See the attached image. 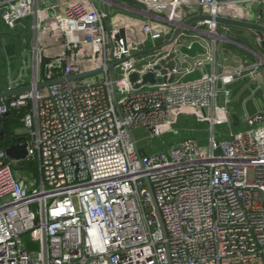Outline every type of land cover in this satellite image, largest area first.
<instances>
[{
  "label": "built area",
  "instance_id": "2783aa9c",
  "mask_svg": "<svg viewBox=\"0 0 264 264\" xmlns=\"http://www.w3.org/2000/svg\"><path fill=\"white\" fill-rule=\"evenodd\" d=\"M134 1L145 10L120 0H0V22L17 30L30 19L33 34L7 90L30 91L0 101V119L29 107L25 161L40 173L22 175V161L0 151V264H264V99H253V114L245 107L242 130H217L230 129L233 87L251 90L264 56L218 72L230 28L207 21L163 47L201 13L264 26V0ZM150 72L157 83L143 84ZM192 115L209 126L206 146L189 138L140 153L134 131L160 137Z\"/></svg>",
  "mask_w": 264,
  "mask_h": 264
},
{
  "label": "rangeland",
  "instance_id": "374dc122",
  "mask_svg": "<svg viewBox=\"0 0 264 264\" xmlns=\"http://www.w3.org/2000/svg\"><path fill=\"white\" fill-rule=\"evenodd\" d=\"M51 4H55L57 0H49ZM98 1V0H97ZM115 12V9H112ZM24 27H20L17 30L8 29L4 23L0 22V85H5L9 83L10 85V75L14 74L18 68L19 62V51H26L31 47L33 41V34L30 30V19H25L22 21ZM232 33V32H231ZM18 35L20 39L17 38ZM230 38L237 41L245 40L241 38H234L232 34H229ZM246 45L249 48L254 49V44L250 41L245 40ZM10 50V54L8 52ZM264 68L262 67L261 73L258 75V83L262 85H254V87L248 91L243 97H240L241 102H234L231 111V127L230 129L226 124H221L217 127L218 131H223L228 133L230 131H239L243 127V118L245 107L243 102L247 104V112L253 114L251 107V102L253 99H264V85L262 83V78H264ZM199 75H195L189 78V80L197 79ZM91 81H97V78ZM257 91L255 96H253L252 91ZM237 93V92H236ZM239 93V92H238ZM247 100V101H246ZM244 102V103H245ZM14 133L18 135L28 134L27 129L23 126L17 127ZM134 138L137 141L139 151L142 155H154L167 152L172 146L177 145L183 140L192 138L199 140L202 145H207V139L209 137V126L206 122L199 120L194 115L183 116L179 123L169 132L165 133L160 137H153L148 131L144 129L136 130L133 132ZM224 139L226 136L223 137ZM27 161H22L18 164V169L22 175H30L35 173L31 167L26 166ZM252 179V175L250 176Z\"/></svg>",
  "mask_w": 264,
  "mask_h": 264
},
{
  "label": "water",
  "instance_id": "95a60500",
  "mask_svg": "<svg viewBox=\"0 0 264 264\" xmlns=\"http://www.w3.org/2000/svg\"><path fill=\"white\" fill-rule=\"evenodd\" d=\"M120 1H123V2H125V3H127L129 5L140 7V8L145 10V7L143 5L135 2L134 0H120ZM104 11H105V14L107 15V18H108V21H109L112 18V15H111L110 7H109L108 4L104 5ZM199 21L215 22V23L223 25V26H225L227 28H231L232 27V28H239V29H243V30L257 32L259 37L263 41V46H264V26H261V25L255 24V23L241 21V20H235V19H229V18H221V17H213V16H210V15H205V14L201 13V14H199L197 16L189 18L188 20L183 22L181 26H178L176 28V30L174 31L171 39L163 47L166 48V47H169L170 45L174 44L175 41L177 40L178 36L181 34V32H182L184 27L185 28H192L193 25L196 22H199ZM19 37L20 36H17V38H19ZM219 52H220V55H221V60H220V63H219L218 72H220V70H221V68H222V66L224 64V61L226 60V55L223 52V45L222 44L219 45ZM172 57L173 56L170 55L168 59L171 60ZM115 65H116V62L113 61L110 64V66H109V70L114 72ZM101 73H103V70H98L96 72L85 73V74H81V75H76V76L69 77L67 79V81L83 80V79H86V78H89V77H93V76L101 74ZM139 79H140V77H139L138 74L135 73V74L131 75V82L133 84H136L139 81ZM142 80H143V84H156L157 83L155 74L152 73V72H150L147 75H145L142 78ZM64 81L65 80H60V81H55V82H51V83L40 84V88L50 87L53 84L62 83ZM136 87H139V85L136 84ZM29 91H30V88H24V89H20V90H12V91L1 92L0 93V101H3L5 99H9V98H11L13 96H16L18 94H22V93H25V92H29ZM4 136H5V133L3 131L0 132V137H4ZM12 139H13V144L6 149L7 157L10 160H12V161H17V162L25 161L27 159L28 155H29L28 143L26 142L27 139L24 136L18 137V135L17 136L12 135ZM146 184L148 186L150 195L152 197L153 205H154V208L156 210L157 216H158V218H159V220L161 222V227H162L163 234H164V236H166V231H165V227H164V224H163V221H162V218H161V214H160L159 208L157 206V202H156L153 190L151 188L150 182L147 179H146Z\"/></svg>",
  "mask_w": 264,
  "mask_h": 264
},
{
  "label": "crops",
  "instance_id": "0c3cea01",
  "mask_svg": "<svg viewBox=\"0 0 264 264\" xmlns=\"http://www.w3.org/2000/svg\"><path fill=\"white\" fill-rule=\"evenodd\" d=\"M229 34H232L234 38L236 37L239 40L241 38H243V39H245L247 41L252 42L254 44V49L249 48V46L246 45L245 40L237 41V40H235L233 38H230ZM227 36H228V38L231 41L228 42V43H225L223 45V49L225 51L224 53L226 55V60L224 61V64H223V66H222L220 71L226 72V71H229V70H233V69L237 68L238 66H240L242 64L253 63V62L257 61V56L255 55V53H258V54L264 56V49L261 46L258 45V43L256 41V38H255V33L254 32L231 27L229 32H228V34H227ZM220 60H221V55H220V53H218V55H217V64H216L217 71H218ZM18 68H19V62H18ZM210 71H211V66H207L206 69L204 70V73L205 72H210ZM261 81H262V83L264 85V78H262ZM256 84L259 85L260 87L262 86V85H260L258 83V76L256 77V83L255 84L251 83V88H253L254 85H256ZM247 85H248V82L246 84L244 82V83H239V84H237V85H235L233 87L235 93L237 92L236 94L238 96V99H236L237 102L235 101L236 103L239 104V102H241L240 97L241 96L243 97L248 91L250 92V88ZM8 88H9V83L7 84V86H5V85L1 86L0 85V93L7 91ZM244 102H243V106H246V111H247V104H246V102L245 103ZM251 107H252V110H253V113H254L255 112V106H254V102L253 101L251 102ZM244 115H245V112H244ZM24 176L33 178L36 181L40 180L39 170H38L37 174L36 173H32L30 175H24Z\"/></svg>",
  "mask_w": 264,
  "mask_h": 264
},
{
  "label": "trees",
  "instance_id": "16d2710c",
  "mask_svg": "<svg viewBox=\"0 0 264 264\" xmlns=\"http://www.w3.org/2000/svg\"><path fill=\"white\" fill-rule=\"evenodd\" d=\"M10 54V50H8ZM11 99H7L6 103H9ZM29 107L21 110H14L11 109L9 114L4 116L2 119H0V132H4L5 136L0 137V151L7 149L13 144V139L12 135L17 136L18 134L14 133V130L17 127L23 126L21 123V119L25 114V111L28 110ZM23 136V135H18V137ZM26 166L31 167L35 173L37 174L38 172V162L37 161H31L27 162Z\"/></svg>",
  "mask_w": 264,
  "mask_h": 264
}]
</instances>
